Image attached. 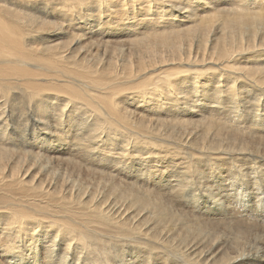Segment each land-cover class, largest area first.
<instances>
[{
	"label": "bare ground",
	"instance_id": "bare-ground-1",
	"mask_svg": "<svg viewBox=\"0 0 264 264\" xmlns=\"http://www.w3.org/2000/svg\"><path fill=\"white\" fill-rule=\"evenodd\" d=\"M255 158L264 0H0V264H264Z\"/></svg>",
	"mask_w": 264,
	"mask_h": 264
},
{
	"label": "rangeland",
	"instance_id": "rangeland-1",
	"mask_svg": "<svg viewBox=\"0 0 264 264\" xmlns=\"http://www.w3.org/2000/svg\"><path fill=\"white\" fill-rule=\"evenodd\" d=\"M177 159L178 158H175V156L174 155H171L168 159H167V162H169L171 165H172V167H173V169L174 170H176L177 168H179V166L178 165H175V164H173V162H177ZM260 159V160H259ZM264 159H262V158H255V159H253V161L251 160V161H248V162H246L245 160L243 161V160H240V163L241 164H239V166L237 167V168H241L242 166L244 167V168H246L245 170H248V169H250L249 171H246V175L247 176H244V174H245V171H242V173H240L235 167H234V164H236V162L234 163L232 160H230L229 162L230 163H232V164H228L229 162L227 161V160H223V161H220V162H218V164H219V169L217 168V169H214L213 171L212 170H210L209 169V171H211V172H213V176H211L210 177V179H207V181H208V184H212L211 185V188H210V185H208L207 184V188H208V186H209V188L208 189H210L212 192H216L219 196H222V198H223V200L224 199H226L227 201H228V206L230 207L229 208V212L231 211H233L236 207L235 206H237L238 204H240V202H238L237 200H234V198H233V196H234V192H235V190H234V188H235V184L237 185V186H242L243 187V190L245 191V193H244V197H247V195H252V194H254V195H256V194H259V195H261V192L259 191H257V189H256V187L253 185V183H252V186H251V184L249 183L248 184V181H249V179L251 178V173H252V171L253 170H255V169H257V167L258 166H260V167H262L263 169H264V166H262V163H263V165H264V161H263ZM252 162V163H251ZM258 162H260V163H258ZM224 163V164H223ZM243 163V164H242ZM246 163V164H245ZM256 163H258V164H256ZM227 164V165H226ZM245 164V165H244ZM254 164V165H253ZM232 165V166H231ZM221 166V167H220ZM232 168H234V170H235V173L233 172V175L235 176H233L232 175V173H231V167ZM257 166V167H256ZM228 167V168H227ZM229 168H230V170H229ZM259 168V167H258ZM227 170V171H226ZM237 171V172H236ZM215 172V173H214ZM220 172V173H219ZM249 172V173H248ZM241 174V175H240ZM249 174V175H248ZM225 175V176H224ZM240 175V176H239ZM217 180H216V179ZM229 180H227V179ZM234 179V180H233ZM244 180H245V186H244ZM248 180V181H247ZM251 180V179H250ZM237 182V183H233V182ZM226 182V183H225ZM228 182V183H227ZM250 182V181H249ZM224 184V185H223ZM230 186V187H229ZM218 187H225V188H227V192H220L219 190H218ZM229 187V188H228ZM250 189H249V188ZM255 188V189H254ZM213 189H215V190H213ZM231 189V190H230ZM255 193H254V192ZM225 193V194H224ZM230 194V195H229ZM248 198V197H247ZM230 201V202H229ZM235 201V202H234ZM237 201V202H236ZM260 201H261V205L263 206V209L262 210H258V213H255V214H258V215H260L261 216V218L263 219V221H264V192H263V194L260 196ZM225 205V204H224ZM189 211V213H191V214H193L194 215V213L192 212V211H190V210H188ZM252 210H243V211H240L239 212V214H238V218L240 219V216H242V217H246L247 218V216H248V218L247 219H250L251 217V219H253L254 217H256V216H253V214L251 213L250 214V212H251ZM198 214H200L201 216H203L204 217V219H210V220H213V219H215V218H217V217H221V219H222V221H223V223H225V222H228L230 219H229V215L227 214V211H225V209H221L220 211H218V209L216 208V207H213L212 206V208L211 207H207V208H205V209H203L202 211H200V212H197ZM221 213V214H220ZM245 213V215L243 216V214ZM242 214V215H241ZM240 215V216H239ZM241 217V218H242ZM250 217V218H249ZM256 219H258V218H256ZM256 228H259V229H262V230H264V228H262V227H256ZM202 242H204V240H198L196 243H194V245L195 246H200L201 244H202ZM207 242V244L212 248V246H215L213 249H212V251H213V253L215 254V255H220L221 257H227V255H225L224 256V254L226 253V252H229V251H226L227 250V248H224L223 247V245H224V243H220V244H218L217 245V243L215 244V243H213V242H210V241H206ZM221 246V247H220ZM226 251V252H225ZM131 253H134V252H130V254ZM128 259H130V258H128ZM136 264H139L138 262L136 263ZM154 264H160L159 263V261H157V260H154Z\"/></svg>",
	"mask_w": 264,
	"mask_h": 264
}]
</instances>
